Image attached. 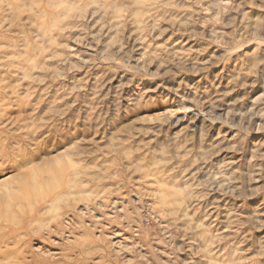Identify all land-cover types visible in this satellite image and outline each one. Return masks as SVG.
Here are the masks:
<instances>
[{
	"label": "rangeland",
	"instance_id": "rangeland-1",
	"mask_svg": "<svg viewBox=\"0 0 264 264\" xmlns=\"http://www.w3.org/2000/svg\"><path fill=\"white\" fill-rule=\"evenodd\" d=\"M11 135L0 264H264V0H0Z\"/></svg>",
	"mask_w": 264,
	"mask_h": 264
},
{
	"label": "bare ground",
	"instance_id": "bare-ground-1",
	"mask_svg": "<svg viewBox=\"0 0 264 264\" xmlns=\"http://www.w3.org/2000/svg\"><path fill=\"white\" fill-rule=\"evenodd\" d=\"M19 126L16 127V131H21L22 128H26V124H22L20 125L19 123H17ZM16 125V124H15ZM9 143L8 145L4 146V142L2 141V143L0 142V160H2L5 156L9 155L10 152H5L6 149L10 151L14 150V146L13 144H17L18 143V139H15L13 137V135L9 136ZM12 154V153H11ZM10 154V155H11ZM69 160H67L68 162ZM57 165H60L58 162H52L51 164H49V168L47 169V171H43L42 174H44L46 176V179L49 180L50 182H52V179H55L57 174L59 173V171L57 170ZM39 171V170H38ZM42 174H32V176L29 177H24L20 182V188H19V192L21 193V195H25L27 197H33V198H41L43 195V182H41L40 179H38L39 177L43 176ZM59 181V179H58Z\"/></svg>",
	"mask_w": 264,
	"mask_h": 264
}]
</instances>
